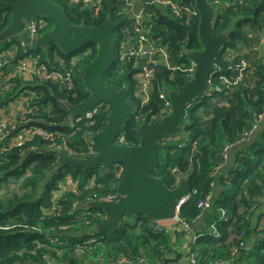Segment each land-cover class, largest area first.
I'll list each match as a JSON object with an SVG mask.
<instances>
[{
    "label": "trees",
    "instance_id": "16d2710c",
    "mask_svg": "<svg viewBox=\"0 0 264 264\" xmlns=\"http://www.w3.org/2000/svg\"><path fill=\"white\" fill-rule=\"evenodd\" d=\"M13 1L16 0H0V32L11 20V8L5 3ZM52 1L76 25L93 27L109 18L115 21V58L104 80L117 90L128 89L135 112L120 134L125 136L123 144L138 145L142 119L150 122L156 115V122L163 116L159 93L181 91L190 80L187 69L193 60L185 52L202 50L195 0H174L181 9L180 15L170 7L139 2L148 19L145 23L151 25V42L165 48L169 60V65L156 67L152 98L144 107L136 97V59L119 67L116 58L137 29L125 4L103 0L96 10L84 9L72 0ZM207 1L219 9L213 33L227 32L228 41L214 59L216 71L210 79V91L186 110L184 132L159 144L160 166L153 174L170 189L177 186L181 177L187 178L189 194L178 213L179 225L202 216L199 203L213 197L215 171L226 162L224 147L240 140L264 111V0ZM42 21L39 37L52 29L48 19ZM2 44L0 63L7 67L1 69L0 75V111L21 97L26 98L28 113L6 112L5 117L22 125L28 120L27 127L21 126L20 130L36 127L45 135L37 134L21 147H10V140L19 134L14 132L6 140V150L0 145V264H119L122 260H126L125 264L141 260L146 264H168L171 238L166 231L157 233V222L149 217L124 219L112 232L92 229L106 219L105 213L84 208L83 204L118 193L121 165L109 171L102 167L85 171L71 166L57 171L56 149L74 157L91 158L90 139L103 130L107 121V104H100L91 119L73 123L69 122L65 106V102L78 104L89 96L82 73L95 59L96 43L89 42L69 55L56 43L45 50L31 47L26 51L17 38ZM30 56L37 59L38 66L45 65L50 71L70 72L73 88L50 79L9 78L13 65ZM217 182L223 191L204 213L207 227H215L216 233H203L192 245L197 264L221 260L264 264V123L247 144L237 149L233 165ZM75 203L80 207L75 208ZM236 248L239 256L234 258Z\"/></svg>",
    "mask_w": 264,
    "mask_h": 264
},
{
    "label": "water",
    "instance_id": "95a60500",
    "mask_svg": "<svg viewBox=\"0 0 264 264\" xmlns=\"http://www.w3.org/2000/svg\"><path fill=\"white\" fill-rule=\"evenodd\" d=\"M152 2L153 0H141ZM11 8L9 25L0 32V44L17 38L25 47L46 49L56 43L65 54H72L89 42L97 45L96 56L88 63L82 73V81L89 96L78 104L65 102L69 111V122L100 104L110 106L103 130L91 137L96 155L91 158H79L68 155L62 149H56L59 157L57 171L71 166L89 171L102 167L109 171L115 165L123 167V175L118 182V201L89 200L84 208L97 209L105 213L106 219L93 226L94 231L112 232L122 220H132L135 216H146L155 222L174 221L180 210V201L189 194L188 180L181 177L177 186L168 188L160 178L153 174L160 166L159 144L172 136L184 132L186 110L202 94L210 91L211 76L216 71L214 59L222 46L228 41V33H213L215 18L219 9L207 0H195L199 15V37L202 50H187L185 54L195 62L192 78L181 91L168 90L171 111L160 120L148 124L141 122L138 131V145L130 146L117 143L127 121L135 112L129 100L127 88L117 90L107 85L104 75L110 70L115 58L113 33L116 23L112 19L89 27L71 22L65 10L52 0H16L5 3ZM48 19L52 29L45 35L31 39L29 30L33 19ZM25 29V30H24ZM30 264V263H28Z\"/></svg>",
    "mask_w": 264,
    "mask_h": 264
},
{
    "label": "built area",
    "instance_id": "2783aa9c",
    "mask_svg": "<svg viewBox=\"0 0 264 264\" xmlns=\"http://www.w3.org/2000/svg\"><path fill=\"white\" fill-rule=\"evenodd\" d=\"M119 1L125 4L127 11L129 12V14L132 15L134 19V23L137 29H136V33L130 36L129 40L126 43H124V45L121 47L116 58L119 67H121L122 65H126L128 62H131L132 60L136 59L137 64L135 65V67L139 68L136 74V80L138 83L136 97L140 100L141 105L144 107L145 105L150 103V100L152 98L153 82L155 78L156 67L159 65H169L168 53L165 48L156 47L151 42L149 37L151 33V25L145 23V21H147L148 19L144 14L143 8L139 7V0H119ZM72 2L74 4L81 5V7L84 9L90 8V9L98 10L101 7L103 0H72ZM150 3L158 6L170 7L177 15H180L181 13V9L174 3V0H153ZM42 20L43 19L40 20L33 19L31 21L30 26L25 28L29 30V35L31 39H35L39 37L38 29L44 26V22ZM20 44L25 49V51L29 49L25 47L23 42L20 41ZM37 62H38L37 59L32 58V56L24 58L19 63L13 65V68H11L10 70L9 78H12L14 76H19L27 81L35 80V79H37L38 81H43L50 79L55 82L62 83L63 86H65L68 89L73 88L74 86L73 75L70 72H66L65 74H63L60 71H50L45 65L38 66ZM190 65L191 66L187 69V71H188V76L191 79L193 72L195 70V62L192 61ZM4 67H7V64L5 65L4 63H0V75H1V69H3ZM159 99L162 101L163 104L161 113L163 114V116H165L171 111V102L168 98L167 92H160ZM19 100L15 101V103L20 104L18 110L16 111L17 112L16 114L24 115L28 113L29 102L27 101L26 98L24 99V97H21ZM15 103L11 104L7 109H2L0 111V145L3 146L4 148L3 150H6L8 146L21 147L37 134L45 135L43 131H41L36 127H28L20 130L21 126L27 127L26 124L28 120H24L22 125V123L15 120L14 118L5 117L6 112L12 113V111H15L17 109V104ZM100 106L101 105L93 108L92 110L85 112L84 116L77 117L74 122H80L85 119H91L94 116V114H96V112L98 111V107ZM13 115L15 114L13 113ZM156 119L157 116L154 115L151 117L150 122L147 123L152 124L155 122L154 120ZM263 121H264V111L256 116L252 128L249 131L245 132L243 136L240 138V140H238L234 144H229L224 147V158L225 159L227 158L228 152L232 147H237L243 144H247L252 139V135L254 131L258 129V127ZM142 122H146L145 119H142ZM14 132L15 134L19 132V134L15 138L11 139L10 144L7 146L6 140ZM124 142H125V136L119 134L117 138V143L123 144ZM67 154L71 155V153H67ZM90 154H92V157L96 155V150L93 144L91 147ZM119 197H120L119 193H114V194L112 193L98 200L114 202V201H118ZM187 198L188 195L185 196L180 201L179 207L187 200ZM212 202H213V197L209 196L204 201L199 203V207L201 208L202 215H204V213L210 210L212 206ZM74 206L75 208L80 207L79 204L77 203H75ZM222 216L224 217L225 214L223 213ZM174 221L175 222L179 221L178 215L176 220ZM190 224L191 223L188 222H182L181 226L185 230H190ZM165 228H166L165 222H158L157 225L155 226V230L157 233L164 232L166 230ZM210 233L211 234L216 233L215 227H212L210 229ZM198 238L199 236L192 237V245L197 242ZM192 245L188 255L189 264H197L194 254L191 253ZM243 246L244 244L241 243L240 247ZM232 256L234 258L235 257L237 258L239 256V252L237 248L234 249ZM228 262L229 261L221 260L218 263H214V264H227ZM125 263L126 260H122V262H120L119 264H125Z\"/></svg>",
    "mask_w": 264,
    "mask_h": 264
},
{
    "label": "crops",
    "instance_id": "0c3cea01",
    "mask_svg": "<svg viewBox=\"0 0 264 264\" xmlns=\"http://www.w3.org/2000/svg\"><path fill=\"white\" fill-rule=\"evenodd\" d=\"M139 2H142L139 0ZM143 3V2H142ZM15 101L12 103L14 104ZM16 104V103H15ZM12 113L16 114V111H12ZM264 123V121L262 122ZM245 144L237 147H232L226 158L225 164H221L215 171V185H214V192L213 198H218L223 189L222 186L217 182L219 176H221L226 169L233 165L234 157L239 147H243ZM207 213V212H206ZM205 215H202L195 221L190 224V230H185L181 225L177 224L175 221H168L166 223V233L169 234L172 243V252L168 256L169 263L168 264H189V252L192 245V237L193 236H200L203 233H210V228L207 227V220ZM91 264H105L103 261H99L97 263ZM128 264H146L145 261H140L138 263H128ZM227 264H247L246 262L242 261H229Z\"/></svg>",
    "mask_w": 264,
    "mask_h": 264
},
{
    "label": "rangeland",
    "instance_id": "374dc122",
    "mask_svg": "<svg viewBox=\"0 0 264 264\" xmlns=\"http://www.w3.org/2000/svg\"><path fill=\"white\" fill-rule=\"evenodd\" d=\"M117 38H118V35H117ZM3 47V44H0V49ZM43 50H45V49H43ZM20 101V100H19ZM17 104V109L15 110V111H17L18 110V108H19V103H16ZM11 112H8V114H10ZM15 186L16 185H14L13 183L11 184V187L12 188H15ZM3 192V190L2 191H0V193H2Z\"/></svg>",
    "mask_w": 264,
    "mask_h": 264
},
{
    "label": "clouds",
    "instance_id": "9594fccd",
    "mask_svg": "<svg viewBox=\"0 0 264 264\" xmlns=\"http://www.w3.org/2000/svg\"><path fill=\"white\" fill-rule=\"evenodd\" d=\"M147 123V122H146Z\"/></svg>",
    "mask_w": 264,
    "mask_h": 264
}]
</instances>
